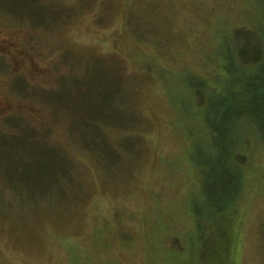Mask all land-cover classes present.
<instances>
[{
    "label": "rangeland",
    "instance_id": "374dc122",
    "mask_svg": "<svg viewBox=\"0 0 264 264\" xmlns=\"http://www.w3.org/2000/svg\"><path fill=\"white\" fill-rule=\"evenodd\" d=\"M263 30L264 0H0V264H264V88L225 70Z\"/></svg>",
    "mask_w": 264,
    "mask_h": 264
},
{
    "label": "trees",
    "instance_id": "16d2710c",
    "mask_svg": "<svg viewBox=\"0 0 264 264\" xmlns=\"http://www.w3.org/2000/svg\"><path fill=\"white\" fill-rule=\"evenodd\" d=\"M19 16V15H18ZM237 59L240 61H234L231 57L228 59V63L226 66V72L229 70L230 65L234 66L236 71L245 70L247 77L251 78V80H257L261 83L264 88V30L261 32L259 37L249 36L245 37L242 43L238 46L236 52ZM244 78L243 83L247 88L251 83V80L248 78ZM248 97L246 103L243 104L244 111L248 114H255L253 107L254 103L257 104L258 99L255 94L249 95L246 94V98ZM264 99V96H263ZM255 104V105H256ZM258 108V107H257ZM55 174H51L48 176L47 180H38L39 183H44L40 186L36 185H27L32 188L34 191L35 188L43 189L47 188L49 181H53ZM34 180V179H33ZM31 183V182H29ZM35 183V182H34Z\"/></svg>",
    "mask_w": 264,
    "mask_h": 264
}]
</instances>
